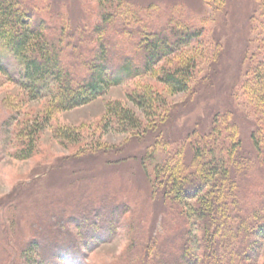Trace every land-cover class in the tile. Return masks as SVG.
<instances>
[{"label":"rangeland","instance_id":"374dc122","mask_svg":"<svg viewBox=\"0 0 264 264\" xmlns=\"http://www.w3.org/2000/svg\"><path fill=\"white\" fill-rule=\"evenodd\" d=\"M27 2L46 33L70 46L77 39L85 57L101 40L118 62L137 53L140 28L169 20L201 34L153 72L70 110L55 111L47 98L31 99L0 77V264H26L27 244L47 235L54 242L55 233L54 252L70 259L46 264L175 263L184 226L198 232L192 207L208 192L226 206L225 216L243 218L223 225L256 217L264 207V0H124L109 21L107 0ZM77 58L67 62L82 74ZM187 59L194 65L188 88L171 92L158 73ZM138 92L154 98L151 114L127 95ZM115 102L137 119L135 132L112 126L106 111ZM34 124L45 126L31 134ZM29 140L32 156L17 159ZM214 159L223 160L225 173L201 177L210 185L198 197L165 191L171 174L196 173ZM256 247L248 264H264V239Z\"/></svg>","mask_w":264,"mask_h":264},{"label":"trees","instance_id":"16d2710c","mask_svg":"<svg viewBox=\"0 0 264 264\" xmlns=\"http://www.w3.org/2000/svg\"><path fill=\"white\" fill-rule=\"evenodd\" d=\"M123 1L107 0V9L110 10L109 14L103 15V19L111 20L110 12L120 8ZM170 21L162 27L151 25L149 29L140 28L134 45L137 53L120 56L117 62L114 59L112 61L111 48L101 40L90 50L91 55L85 57L79 51L75 42L77 39L70 46L63 37L46 33L42 29V20L37 17L27 0H0V77L19 85L31 99L47 98L50 108L55 111L74 109L104 95L113 85L153 72L159 62L179 53L201 34L200 29L191 25ZM109 41L116 42V39ZM68 57H79L77 59L84 68L82 74L68 64ZM77 64H80L78 60ZM193 68L191 59H187L169 70H160L158 79L171 92H185ZM260 75L264 83V67ZM127 95L144 113L151 114L155 107L151 94L138 92ZM126 113L127 110L115 102L108 105L106 117L117 130L135 132L139 128L137 119ZM44 123L46 124V120L42 124ZM42 124L40 128L36 124L31 126L30 133L39 132L45 126ZM23 144L16 151L17 159H28L33 154L34 142L29 140ZM198 167L196 173L182 177L171 174L166 180L167 186L164 184L165 191L175 194V197L195 198L204 187L210 185L206 184L207 181H215V177L225 173L221 159L203 162ZM201 177L207 181L200 180ZM209 193L199 197L197 205L192 207L193 215L198 221V232L193 234L189 226H184V243L179 248L180 259L176 258L172 264H248L257 250V243L264 239V207L254 210L256 217L248 223L243 221L235 226H225L221 222L224 219L243 218H239L237 213L231 218L225 216L223 212L226 206L218 204L219 201ZM233 210L235 213L236 209ZM228 211L231 212L232 209ZM47 237L44 242L43 239L33 238L27 244L28 247L21 251L26 264H46L52 260L70 259L69 254L59 255L54 252L57 249L56 233L52 235L54 242L50 241L48 235ZM76 246H70L71 250ZM81 261L77 264H81Z\"/></svg>","mask_w":264,"mask_h":264}]
</instances>
